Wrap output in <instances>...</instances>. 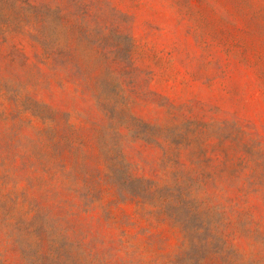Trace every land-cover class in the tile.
<instances>
[{"label":"rangeland","instance_id":"rangeland-1","mask_svg":"<svg viewBox=\"0 0 264 264\" xmlns=\"http://www.w3.org/2000/svg\"><path fill=\"white\" fill-rule=\"evenodd\" d=\"M0 0V264H264V0Z\"/></svg>","mask_w":264,"mask_h":264},{"label":"trees","instance_id":"trees-1","mask_svg":"<svg viewBox=\"0 0 264 264\" xmlns=\"http://www.w3.org/2000/svg\"><path fill=\"white\" fill-rule=\"evenodd\" d=\"M53 11L51 7L50 0H41L39 5L35 7V13L40 19L39 22V35L42 38V44L44 46H49V29L51 27V17L53 16Z\"/></svg>","mask_w":264,"mask_h":264}]
</instances>
